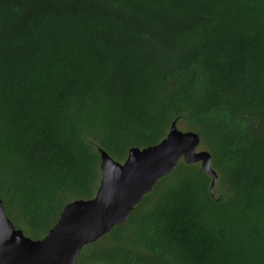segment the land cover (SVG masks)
Masks as SVG:
<instances>
[{"label":"trees","instance_id":"1","mask_svg":"<svg viewBox=\"0 0 264 264\" xmlns=\"http://www.w3.org/2000/svg\"><path fill=\"white\" fill-rule=\"evenodd\" d=\"M175 120L230 194L182 174L145 217L147 254L125 223L102 259L264 264V0H0V196L30 237L94 196L99 148L124 161Z\"/></svg>","mask_w":264,"mask_h":264},{"label":"water","instance_id":"2","mask_svg":"<svg viewBox=\"0 0 264 264\" xmlns=\"http://www.w3.org/2000/svg\"><path fill=\"white\" fill-rule=\"evenodd\" d=\"M199 144V135L180 131L175 120L163 139L145 148L131 147L123 162L99 148L100 181L94 196L65 204L41 239L29 238L15 228L0 198V264H75L85 246L127 223L135 207L181 161L186 165L199 163L211 178L213 192L218 175L212 168L211 154L198 151Z\"/></svg>","mask_w":264,"mask_h":264},{"label":"rangeland","instance_id":"3","mask_svg":"<svg viewBox=\"0 0 264 264\" xmlns=\"http://www.w3.org/2000/svg\"><path fill=\"white\" fill-rule=\"evenodd\" d=\"M177 128L183 132L190 131L188 122L185 120H179L177 122ZM168 130L169 128L167 129L165 135L167 134ZM198 151L209 152L207 147L203 144H199ZM118 162H123V161H118ZM184 166H189V168L184 169ZM213 169L216 171L215 168ZM198 171L203 172L201 169V165L199 163L186 165L183 161H181L179 163L178 168L172 174L166 176L164 179L158 182V184L154 187L152 192L144 198L143 202L135 207L133 213L131 214L129 218V221L127 222V229L122 239L126 247H128L134 252L142 254L143 256L147 254L146 248L143 246L142 243H140V236H139L141 229H143L144 227L145 217L154 210L163 192L168 187L173 185L179 179V177H181L182 174L198 173ZM99 181H100V172H99ZM99 181H98V184H99ZM210 183H211V178L209 177V185ZM98 184H97V187H98ZM97 187L95 189V192L97 190ZM229 194H230V189L228 188V186H225L221 181L218 180L213 189L214 198H218V199L225 198ZM0 197L3 202L5 214L9 218V220L12 222L14 227L22 230L25 236L32 238L30 237L31 235L28 233L30 232L29 227L25 223L24 219L18 214V212L15 210L14 207L13 208L7 207L9 206V203L7 201L8 199H4L3 196H0ZM73 197L74 196L65 198L61 204L63 205L67 201L68 202L73 201ZM69 199H72V200L69 201ZM61 206H58L57 210H59ZM52 222H53V218L50 217L48 220L44 222V225L46 224V226H49L52 224ZM43 236L40 237V239L43 238ZM108 239L106 240L100 239L94 244L85 246L82 252L80 253L78 259L76 260L75 264H122L121 262H119V259L117 256H116L117 258H115L114 261L102 259V255L108 256V254L111 253V250H113L118 244L117 241L114 240L113 238L111 240L110 239L108 240ZM111 255L114 256V254H111Z\"/></svg>","mask_w":264,"mask_h":264}]
</instances>
